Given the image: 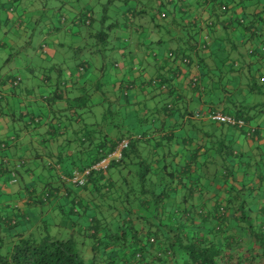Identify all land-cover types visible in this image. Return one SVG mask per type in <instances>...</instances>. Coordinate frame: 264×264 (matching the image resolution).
Instances as JSON below:
<instances>
[{
	"label": "crops",
	"instance_id": "crops-1",
	"mask_svg": "<svg viewBox=\"0 0 264 264\" xmlns=\"http://www.w3.org/2000/svg\"><path fill=\"white\" fill-rule=\"evenodd\" d=\"M121 1L122 34L114 33L117 41L110 50L119 58L110 57L109 71L81 60L84 47L66 52V62L60 31L71 37L83 33L78 27L47 26L35 48L28 42L32 55L22 62L25 79L32 80L8 89L4 80L13 70L0 72V216L15 220L11 228L0 225V237L42 233L43 215L54 213L62 218L53 222V235L46 227L44 233L65 238L61 227L76 228L83 258L99 262L112 251L102 250L100 243L109 229L122 232L114 239L117 248L120 240L134 249H148V237L157 244L172 240L173 226L186 232L223 226L226 235L250 244L253 233L264 236V0H161L158 8V0ZM9 2L25 6L21 0ZM58 2L71 14L87 9L74 7L73 0ZM1 18L4 36L17 26L25 31L30 23L17 12L13 20ZM166 37L178 52L193 41L198 48L205 37L207 44L196 49L200 58L185 48L182 53L195 62L188 56L189 62L181 63L179 56L166 57ZM12 43L0 40V63L10 56ZM238 110L245 117L240 127L193 116ZM29 117L36 121L27 122ZM128 132L142 137L122 161L98 179L63 191L60 173L89 164L100 147ZM19 161L13 181L1 167ZM45 187L54 193L43 201ZM236 189L242 190L247 223L227 207ZM71 197L81 201L78 214L69 210ZM92 226L99 242L86 243ZM116 252L121 260L129 254L122 248Z\"/></svg>",
	"mask_w": 264,
	"mask_h": 264
},
{
	"label": "trees",
	"instance_id": "trees-1",
	"mask_svg": "<svg viewBox=\"0 0 264 264\" xmlns=\"http://www.w3.org/2000/svg\"><path fill=\"white\" fill-rule=\"evenodd\" d=\"M158 1V5L155 6L156 8H158L159 6L161 7L162 5V1ZM169 1L173 4L178 3V0ZM163 2H166V0H163ZM1 7L2 4H0V9ZM157 11L158 9H156L155 12ZM86 12H88L87 16L85 15ZM140 13H142V10L140 11ZM1 15L2 13H0V20H3L1 18ZM159 15L160 17L164 16V14H162L161 16V12H159ZM59 19L61 21L65 20L63 16H60ZM91 20V10L85 9L74 13V16L69 20V23L71 26L78 25L80 23L85 24L84 21L90 24ZM207 24L210 25V22ZM194 34H192V37ZM89 36L95 37V39L98 41L105 42L108 38V33L99 29L90 33ZM206 36L208 35L206 34ZM195 43L196 42L193 41L191 46L188 44L181 45L183 46V48H181L179 52L176 48L167 50V52L172 53L173 56L171 57L167 55V52L165 55L170 59L179 56V60L181 63H185L182 61V59H187V63L190 59L194 61L193 59L195 58H192L193 56L184 54L182 53V51L187 48L186 51L191 53L194 52L192 54H195L198 58H200V56L196 53V49L200 50L206 46V37L205 39L202 38V41L198 48H196ZM77 49L79 50V48ZM188 56H190V59ZM15 78L16 77L13 76L9 80H4L5 84L7 83L8 89H13L20 83V78L15 85L9 83V81L14 80ZM0 80L3 81L2 78ZM1 98L2 95L0 94V100ZM262 107H264V105H262ZM167 109L170 108L167 107ZM238 111V113L235 112V114L232 115H234L235 117H239L242 120L245 119V117L243 118V111ZM35 121L36 119L34 117H29L27 120V122L29 123ZM140 121H142V119H140ZM137 135L128 132L124 136L119 137L115 142H109L107 148L104 149L103 147H100L97 151L96 158L91 162L97 160L105 153L111 151L120 138H128V145L122 150L121 157L118 160H112L109 163L105 173H91L82 186H84L89 180H93L94 177H97L96 179H98L99 175L106 174L109 167L114 166L116 163L122 161L125 152L139 141L138 137H140L141 135ZM0 158L2 157L0 156ZM20 164L21 161L10 167L2 166L1 168H8L9 177L13 181H15L16 170L20 166ZM71 169L60 173L59 176L61 174L69 173ZM145 171L146 169L141 172V175L143 176L141 177V180L144 179V175L146 174ZM59 182L60 186H62L63 191L65 192L67 189L66 184L61 182L60 178ZM94 183L97 184V182L95 181ZM51 189L53 188L45 187L43 189L41 195V199L43 201L47 200L54 193V190L52 191ZM241 193V189L233 190V192L227 199V207L232 210L234 215L239 218L240 221L247 223V219H249V216L245 213V204L244 199L241 197ZM81 207L82 204L79 199L75 197H71L69 199V210L71 213H80ZM14 223V219H8L3 215L0 216V225L2 226H8L9 228H11ZM92 227L93 228L92 231H90L91 234L89 235V237L91 240L94 239L95 242H99L96 238L98 228L97 226ZM129 228H131V226H129ZM170 230L173 237L172 240L160 239V244H157L154 239L150 241L148 237L145 239V245L148 246V249H145L144 246H140L139 248L137 247L134 249L132 246H129L130 243L127 246H124L125 244L122 243V240H120L118 243L121 246L117 248L118 245H116V241L114 239L119 238V234L121 233L122 235V232L119 231L116 235V232L110 231L109 229L107 230V232H104L105 237L102 239V241H100V243H102V250H112L111 252H114V254L110 256L111 252H109V255L106 254V256H104L100 262L96 261L93 258H83L82 254L78 250L79 248L77 246L78 244L76 240H74L72 237H65L63 239H60L51 237L47 233L38 232L16 234L10 238V247L6 254L4 256H0V264H264V236L262 235V233H253L254 240H252L250 244H243L238 238L226 235L225 231L223 230V226H213L211 229L204 231L188 230L187 232L182 228V226H173L170 228ZM124 236L125 234L123 233V237ZM2 240L3 237H0V242ZM147 241L148 243L156 245L155 249L150 248L151 246L147 245ZM120 248L125 249V251H129L127 258H124V260H121V258L117 256L116 251Z\"/></svg>",
	"mask_w": 264,
	"mask_h": 264
},
{
	"label": "rangeland",
	"instance_id": "rangeland-1",
	"mask_svg": "<svg viewBox=\"0 0 264 264\" xmlns=\"http://www.w3.org/2000/svg\"><path fill=\"white\" fill-rule=\"evenodd\" d=\"M10 1V0H9ZM8 0L3 1L1 0L0 4H2V7L0 9V13L3 15H8L12 20H13V15L15 12L18 13V15L23 14V16L30 21L27 22V26L25 31L19 32L16 28L19 29V26L16 28H11V22L9 24V27L6 29L7 36H4L5 32H3L2 26H0V40H2L4 37L7 39L11 40L13 43L10 44L12 47L10 48L11 53L10 56L6 61H3L0 63V72H3L4 69L10 68L13 70V74H8L9 76H14V77H19L20 78V83H23L24 81H29L32 80L29 78L28 80L25 79V76L28 77L26 70L21 68V66L24 64L22 62L27 61L32 53H31V48L29 47L30 45L34 48L37 45L41 39H42V34H43V29H45L47 26H55L61 30L63 27H78L80 28L81 33H83V36H70L66 35L63 32L60 31V34L62 36H59L64 40V57L66 56V62L68 61V56L66 55V52L68 54L69 51L76 50L73 48L74 46H79V48L85 49V53L82 56L80 55V59L84 60L89 63L90 66H95L97 68L103 67L105 71L108 69H111V62H110V57L112 58H119V56L113 55L110 50H111V45H114L117 41V38L114 37V33L117 32V35H121V0H73V6L74 7H79L81 6H87V9L90 8L92 12V20L90 24L88 22L84 21L85 24H78V25H73L71 26L69 23V20L74 16V13L71 14L63 4H59L58 0H21L22 5H25L27 7V10L25 12H22V8H25V6L20 7V3L11 4ZM140 1V0H139ZM42 5H46V9L41 8ZM66 5V3H65ZM59 12L57 15L55 14L54 17H52V11L56 13L57 9H59ZM13 11V12H12ZM13 13V14H12ZM85 15H88V12L85 13ZM132 13H130V10L126 13V16L130 18ZM60 16H63L65 20H60ZM57 17L59 23L57 22ZM113 23V25H112ZM16 25V24H15ZM23 25V23H22ZM71 29V28H70ZM103 30L108 33V38L105 42L103 41H98L95 39L93 36H89V33H92L96 30ZM5 31V30H4ZM87 32V33H86ZM164 36H168L167 34H164ZM118 37V36H117ZM48 40V38H46ZM29 42V43H28ZM164 46V45H163ZM176 46V42L173 39H170L169 37H166V42H165V47L168 49H171L172 47L174 48ZM170 47V48H169ZM79 49V50H80ZM96 50V51H95ZM90 51V52H89ZM70 53V52H69ZM72 54V51H71ZM17 66V68H14ZM23 67V66H22ZM21 68V69H20ZM109 71V70H108ZM24 74V78L22 76ZM21 75V77H20ZM36 76L39 75V73H35ZM108 81V80H105ZM18 84V85H19ZM259 108V106L257 107ZM264 112V111H263ZM120 112L117 111L115 117ZM256 120L257 119H253ZM98 122V121H97ZM103 124H105V121H102ZM136 186H134L135 188ZM57 212V211H56ZM59 213V212H57ZM62 218V214H44L42 219L43 223L40 224V230L39 232L44 233V228L46 227L47 233L49 235H53L54 227H53V222L56 220H59ZM113 220V218H111ZM110 219V220H111ZM109 226L113 227L115 226V223L111 221ZM43 229V230H42ZM114 229V227H113ZM67 232L63 227L60 228L59 235H67L66 237H72L74 240L77 242L78 248L81 247L79 244L82 243V238L78 234L77 229L75 228L74 232L68 231ZM55 233V232H54ZM120 235V234H119ZM58 237V236H57ZM10 238L11 236L5 235L4 239L0 242V256H4L6 252L8 251L10 247ZM60 239H63L62 237H58ZM84 241L86 243L92 242L90 237H85Z\"/></svg>",
	"mask_w": 264,
	"mask_h": 264
},
{
	"label": "built area",
	"instance_id": "built-area-1",
	"mask_svg": "<svg viewBox=\"0 0 264 264\" xmlns=\"http://www.w3.org/2000/svg\"><path fill=\"white\" fill-rule=\"evenodd\" d=\"M220 8L223 10L225 9V6L222 5L220 6ZM167 55L170 57L173 56L171 52H167ZM182 61L187 63L188 60L182 59ZM18 79L19 77H16L14 80L9 81V83L15 85ZM151 83L155 84L156 80L155 79L151 80ZM193 116L194 117L204 116L208 120L224 123L232 126L240 127L244 125V121L241 118L235 117L234 115L231 114H224L221 113L220 111H212L206 113L195 112ZM127 145H128V138L126 137L120 138L116 142L115 146L111 151L105 153L97 160L80 168L71 169L70 172L67 174H61L59 176L61 182H63L66 185L82 186L86 182L87 178L90 176L91 173H105L109 163L112 160H118L121 157L122 150L126 148ZM150 241H152V239H150Z\"/></svg>",
	"mask_w": 264,
	"mask_h": 264
}]
</instances>
